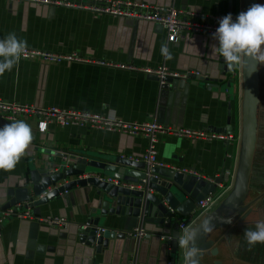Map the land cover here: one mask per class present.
I'll list each match as a JSON object with an SVG mask.
<instances>
[{
  "label": "crops",
  "instance_id": "crops-1",
  "mask_svg": "<svg viewBox=\"0 0 264 264\" xmlns=\"http://www.w3.org/2000/svg\"><path fill=\"white\" fill-rule=\"evenodd\" d=\"M137 1L190 8L205 14L231 13L234 20L244 11V0ZM9 32L25 39L27 47L60 53L79 52L90 60L60 64L20 60L11 72L0 76V98L38 107L92 111L131 122L156 120L175 128L232 135L229 140L165 136L161 137L157 148L159 159L167 164L196 168L210 182L223 178L220 184L224 187L217 185L222 195L208 212L224 218L237 212L224 202L235 186L241 156L242 63L226 71L223 58L210 56L211 46L218 45L212 36L185 35L178 42H169L165 30L150 21L0 0V38ZM162 45L167 46L171 59L162 54ZM126 64L152 67L165 64L180 71H198L204 79L191 78L182 86L173 82L163 87L156 77L125 68ZM259 76L261 83L260 72ZM261 94L260 84V100ZM24 121L31 126L34 138L28 154L14 170H0V207L10 199L8 190L30 169L40 168L46 161L53 163L50 171L57 168L63 161L59 154H68L75 161L104 155L137 160L149 145L148 139L142 136L87 127L50 124L46 132H40L34 118ZM254 175L252 165L249 189L240 203L243 212L232 218L230 224L214 227L206 234L207 240L214 241L217 254L204 252L200 256L204 264H214L217 260L221 264H264V244L249 248L244 237L245 229H255L256 222L264 220V192L254 195L259 185ZM97 201L95 188L88 185L62 193L46 204L30 207L36 216L67 218L70 223L65 228L27 219L4 221L0 225V264H128L130 261L171 264L176 254L171 253L170 244L164 245L165 237H170L168 230L158 233L153 231L155 224H149L146 229L151 236L140 239L129 236V232L140 228L138 221L117 215L106 217L99 210L93 213ZM207 213L190 228H195ZM197 214L198 208L181 222ZM95 217H101L99 229L113 232L108 246L101 249L96 243H88L81 232L89 225L88 220ZM175 217L182 215L176 213Z\"/></svg>",
  "mask_w": 264,
  "mask_h": 264
},
{
  "label": "water",
  "instance_id": "water-1",
  "mask_svg": "<svg viewBox=\"0 0 264 264\" xmlns=\"http://www.w3.org/2000/svg\"><path fill=\"white\" fill-rule=\"evenodd\" d=\"M253 3H258V0H244V11ZM228 69L225 64V70ZM242 74L244 89L241 156L235 186L224 202L226 206L236 208L237 212L227 218L208 212L197 226L206 219H211L215 227L230 224L227 220L229 218L232 220L244 210L240 203L249 189V176L258 140L259 62L246 57V60L242 62ZM185 81L168 79L163 87L173 82H178L182 86ZM8 123L11 121L0 119V127ZM58 156H61L63 161L52 171L50 169L53 163L49 161L43 162L40 168L30 169L27 175L8 190L10 199L0 207V210L22 202H27L29 207L46 204L62 193L90 185L95 188L98 195V201L93 205V213L99 210L106 217L117 215L124 216L126 219L135 218L140 228L146 231L149 224H155L153 231L158 233H167L165 229L168 230L170 237H165L164 245L170 244L171 253L176 254L171 264H181L182 259L184 264V250L179 248L176 242V235L180 233L181 220L183 217L194 214L198 202L209 193L216 191L217 185L223 181L222 177H217L210 182L205 178L181 173L171 168L148 167L141 159L133 160L125 156L104 155L100 158L96 156V159L92 160L84 158L77 161L70 159L68 154ZM107 177L115 178L120 181V184L108 181ZM176 213H180L182 217H175ZM100 218H91L88 220L89 225L81 229L82 236L87 237L88 243H96L98 249L108 246L110 238H113V232L110 230L98 236ZM151 235V233L148 234V236ZM197 243L200 249L198 264H204L200 260L204 252L210 251L213 255L217 254L214 241L207 240L206 235L198 236ZM214 264H221V262L217 260Z\"/></svg>",
  "mask_w": 264,
  "mask_h": 264
},
{
  "label": "built area",
  "instance_id": "built-area-1",
  "mask_svg": "<svg viewBox=\"0 0 264 264\" xmlns=\"http://www.w3.org/2000/svg\"><path fill=\"white\" fill-rule=\"evenodd\" d=\"M17 3H33L37 5H49L54 7H63L77 10H84L99 15H109L118 18H132L135 20L150 21L160 25L166 32L169 42H178L185 35H208L212 36L219 26V19L225 15L205 14L194 11L190 8H180L174 6H165L160 4H150L137 0H8ZM21 60H37L41 62L60 64L63 62H87L90 59L85 58L79 52L60 53L49 50H41L27 47L25 55ZM105 64L104 61H98ZM145 74L156 76L160 85L164 86L168 79L188 80L191 78H202L198 71H180L171 69L165 64L156 67L142 66L136 64L123 65ZM203 79V78H202ZM34 118L37 121L38 130L46 132L50 124H57L62 127L76 126L87 127L95 130L111 133H123L130 136H142L148 139L149 145L141 159L148 167L158 166L171 168L181 173L195 175L204 178L196 168L172 166L160 160L158 157L157 144L161 137L176 136L192 140H229L232 135L219 134L191 128H175L165 126L156 120L146 121H125L120 118H110L104 114L79 110L73 108H61L58 106L38 107L31 104H20L0 98V119L24 120ZM43 125V129L41 128ZM108 181L120 184L115 178H107ZM214 181V180H213ZM220 184V183H219ZM220 187H224L220 184ZM222 193L218 190L209 193L202 198L197 205L198 214L196 217L189 218L187 221L180 222V229L191 225L220 199ZM173 210V209H172ZM10 218L27 219L42 224H48L57 227H67L70 223L67 218L62 216H36L25 203H17L7 209L0 210V225ZM84 227H87L84 226ZM106 228H98V234H103ZM135 238L148 236L144 228H135L128 233ZM128 264H137L130 261Z\"/></svg>",
  "mask_w": 264,
  "mask_h": 264
},
{
  "label": "clouds",
  "instance_id": "clouds-1",
  "mask_svg": "<svg viewBox=\"0 0 264 264\" xmlns=\"http://www.w3.org/2000/svg\"><path fill=\"white\" fill-rule=\"evenodd\" d=\"M212 37L218 41V45L211 46L210 56L223 58L229 68L239 66L246 57L264 64V4L253 3L246 11H241L235 20L231 13L223 16ZM26 49L27 41L19 38L15 32L0 38V76L13 70ZM161 52L171 59L166 45H162ZM33 138L32 128L24 120H12L0 127V170H14L28 154ZM227 222L231 223V218ZM214 227L213 221L206 219L196 228L185 226L183 232L176 235L178 247L184 250V264H198L200 249L197 238L210 233ZM244 237L249 248L258 243L264 244V220L257 221L255 229H245Z\"/></svg>",
  "mask_w": 264,
  "mask_h": 264
},
{
  "label": "rangeland",
  "instance_id": "rangeland-1",
  "mask_svg": "<svg viewBox=\"0 0 264 264\" xmlns=\"http://www.w3.org/2000/svg\"><path fill=\"white\" fill-rule=\"evenodd\" d=\"M258 3L264 4V0H258ZM259 72L261 78V100L258 105V142L257 151L254 157L253 168L255 170V180H259L258 188H255L254 195L264 192V64L259 63ZM257 176V177H256ZM248 198L245 199V201Z\"/></svg>",
  "mask_w": 264,
  "mask_h": 264
}]
</instances>
